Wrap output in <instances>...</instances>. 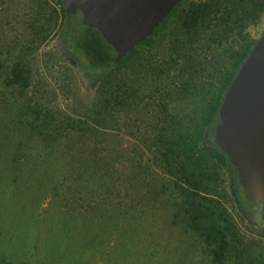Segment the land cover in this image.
Here are the masks:
<instances>
[{
	"label": "trees",
	"instance_id": "trees-1",
	"mask_svg": "<svg viewBox=\"0 0 264 264\" xmlns=\"http://www.w3.org/2000/svg\"><path fill=\"white\" fill-rule=\"evenodd\" d=\"M263 13L264 0H181L148 38L115 61L99 32L66 13L62 0H32L22 28L30 38L7 48L0 62V100L6 105L0 113L2 142L13 147L22 137L19 128L51 152L59 148L67 165L64 176L93 181L91 191L81 183L78 192L103 199L101 204L120 215L124 208L108 204L115 189L108 183L121 173L107 167L104 142H93V148L85 143L99 130L104 134L124 125L146 143L160 170L152 172L145 202L128 204V210H135L127 232L151 220L149 210L159 208L165 217L169 213L162 224L173 226L180 238L192 237L209 264H264V250L252 252L227 206L248 230L259 227L264 242V203L244 198L235 168L210 134L228 85L262 34L253 38L246 29L259 23ZM48 37H54L51 57L62 63L86 100L79 117L43 108L28 93V56ZM68 135L84 150L68 148L63 141Z\"/></svg>",
	"mask_w": 264,
	"mask_h": 264
},
{
	"label": "rangeland",
	"instance_id": "rangeland-1",
	"mask_svg": "<svg viewBox=\"0 0 264 264\" xmlns=\"http://www.w3.org/2000/svg\"><path fill=\"white\" fill-rule=\"evenodd\" d=\"M30 5L32 0H0V62L7 56V48L30 38L22 29L30 19ZM246 30L250 37H258L264 31V13L259 23ZM52 50L54 37H48L29 54L32 84L28 93L43 108L79 117L86 100L70 82L62 63L51 57ZM3 107L6 105L0 100V113ZM18 131L22 137L7 148L0 127V264H209L192 237L183 234L180 238L173 226L162 224L169 216L167 212L165 217L162 209L149 210L152 219L140 221L127 232L135 210H128V204L145 202L152 172L160 170L152 164L146 143L135 139L124 125L104 134L99 130L93 141L85 143L86 148H93V142H104L107 167L121 173L108 183L115 187L108 204L113 201L124 208L120 215L101 204L103 199L78 192L81 183L91 191L93 181L77 182L64 176L67 165L58 155V147L51 152L39 145L43 143L39 138L33 140L22 129ZM63 141L68 148L84 150L69 135ZM227 206L252 252H262L264 242L257 234L260 228L248 230L229 203Z\"/></svg>",
	"mask_w": 264,
	"mask_h": 264
},
{
	"label": "water",
	"instance_id": "water-1",
	"mask_svg": "<svg viewBox=\"0 0 264 264\" xmlns=\"http://www.w3.org/2000/svg\"><path fill=\"white\" fill-rule=\"evenodd\" d=\"M181 0H62L65 12L101 35L115 61L164 20ZM210 134L236 170L246 200L264 203V31L242 60ZM235 208L238 202L229 189Z\"/></svg>",
	"mask_w": 264,
	"mask_h": 264
}]
</instances>
